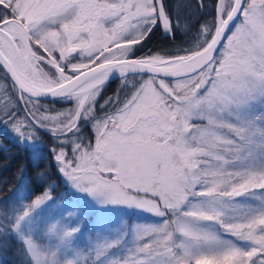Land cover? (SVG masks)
<instances>
[{"label":"snow or ice","instance_id":"1","mask_svg":"<svg viewBox=\"0 0 264 264\" xmlns=\"http://www.w3.org/2000/svg\"><path fill=\"white\" fill-rule=\"evenodd\" d=\"M154 30L189 43L153 51ZM0 124L54 141L43 190L0 207L26 264H264V0H0ZM61 178L157 220L81 246L78 209L37 215Z\"/></svg>","mask_w":264,"mask_h":264},{"label":"rangeland","instance_id":"2","mask_svg":"<svg viewBox=\"0 0 264 264\" xmlns=\"http://www.w3.org/2000/svg\"><path fill=\"white\" fill-rule=\"evenodd\" d=\"M111 93L107 90L106 95H110ZM70 107L71 105L61 102V105L56 106L54 109L63 111ZM50 114L56 115V112ZM43 129L50 133L48 129ZM0 131L20 144L27 143V141L21 143L19 138L15 137L3 124H0ZM29 145L35 149L33 153L35 160L40 161L48 156V153L41 149L42 145L40 143L33 142L29 143ZM3 148H7V146L4 145ZM67 188L71 195L70 198L66 197L62 191L54 193V196L56 195L58 199H63V204L58 205L55 201L49 202L37 215L41 217H47L50 213L64 215L65 213L78 209V215L72 218L71 223L75 224L83 220V227L77 236V243L81 246L89 242V237L105 234L115 238L124 232H130L132 227L137 223H152L157 220L153 215L135 208L124 206L100 207L88 197L71 190L68 185ZM32 193L33 187L29 184L27 178L23 177L21 182L9 194L0 199V207L18 209L23 201H28L33 198ZM241 201L247 202V199L241 198ZM7 241V246L0 248V264H3L4 258L9 259L10 264H26L22 252V244L17 240L16 236L13 234L7 237Z\"/></svg>","mask_w":264,"mask_h":264},{"label":"trees","instance_id":"3","mask_svg":"<svg viewBox=\"0 0 264 264\" xmlns=\"http://www.w3.org/2000/svg\"><path fill=\"white\" fill-rule=\"evenodd\" d=\"M193 4L195 0H192ZM193 18L198 15L197 10L194 8L192 10ZM198 23V22H197ZM195 24L193 25V29L195 28ZM189 40L186 39V36L182 32H177V36L175 40H172L169 36L163 34L160 31L154 30L153 35L150 37L149 41L146 42L147 47L151 48L153 51L158 49H175L180 46H187ZM142 51H146L143 49ZM141 54L140 52L137 53ZM117 82V83H116ZM120 81H110L108 91L113 92L117 89V86L120 84ZM116 83V84H115ZM114 85V87H113ZM107 93V92H106ZM44 103L48 104V106L52 108H56V106L61 105V102L58 100H43ZM38 139L35 142L40 143L41 149L45 150L48 153V156L40 161H37L33 158L34 148L29 145V143L20 144L14 140H12L9 136H7L4 132L0 131V141L3 142V145L7 146V148H0V164L3 166L0 167V179H4L7 181L5 185H3L2 190L3 196L9 194L22 180L23 177H26L29 184L33 187V193L31 195H36L43 190L44 182L37 180L35 178L36 172L46 164L51 162V150L50 145L54 142L52 134L46 131L43 128H38ZM7 161L6 164L3 162ZM53 166H54V162ZM23 164L25 168V174L21 177V179L17 180L15 173L17 168ZM54 175H59L58 172H55ZM11 188V190H9ZM54 193L62 191V193L70 198L71 195L68 192V188L66 183L63 182V178L58 181V187L53 189ZM3 264H10L9 259L4 258Z\"/></svg>","mask_w":264,"mask_h":264},{"label":"water","instance_id":"4","mask_svg":"<svg viewBox=\"0 0 264 264\" xmlns=\"http://www.w3.org/2000/svg\"><path fill=\"white\" fill-rule=\"evenodd\" d=\"M118 77H119V76H118L117 74H114L111 80H113V79H115V78H118ZM42 100H55V99L52 98V97H44V98H42Z\"/></svg>","mask_w":264,"mask_h":264},{"label":"flooded vegetation","instance_id":"5","mask_svg":"<svg viewBox=\"0 0 264 264\" xmlns=\"http://www.w3.org/2000/svg\"><path fill=\"white\" fill-rule=\"evenodd\" d=\"M119 79H120V78L118 77V78H115V79L110 80V81H117V80L119 81Z\"/></svg>","mask_w":264,"mask_h":264}]
</instances>
